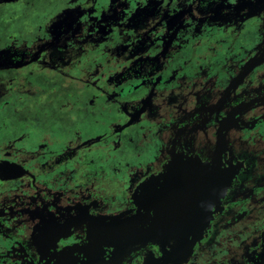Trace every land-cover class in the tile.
Instances as JSON below:
<instances>
[{"label": "flooded vegetation", "instance_id": "1", "mask_svg": "<svg viewBox=\"0 0 264 264\" xmlns=\"http://www.w3.org/2000/svg\"><path fill=\"white\" fill-rule=\"evenodd\" d=\"M164 1L62 8L45 34L87 19L75 42L110 53L81 75L41 67L23 87L0 65V264H264V0ZM176 162L225 176L187 249L161 227L177 219Z\"/></svg>", "mask_w": 264, "mask_h": 264}, {"label": "rangeland", "instance_id": "2", "mask_svg": "<svg viewBox=\"0 0 264 264\" xmlns=\"http://www.w3.org/2000/svg\"><path fill=\"white\" fill-rule=\"evenodd\" d=\"M81 1L82 0H0V65L3 66L2 69L6 68L5 70H9L10 74L14 77H18V79L22 81L21 85L26 87L34 80V77L37 79V72L41 70V67V76H46L45 72L52 74L55 71H62L72 75H75L74 73L76 72V74L81 75L80 72L92 69V61L93 59L95 60V58L92 57L93 54L98 56V60H104L107 62L110 53L108 54V52L104 50L105 48H98L93 52H89L85 43L81 41L80 43L75 42L76 39H87V31L89 29V26H87L88 23L86 22L87 19L83 20V24L78 22L73 27L63 30L58 34H51L50 32H53V30H49L50 34H45V26L50 22L56 21L60 16L58 12L62 8L69 5H76ZM249 1L250 0H248V2ZM165 2L166 1L164 0L162 2H159L158 0L157 3L164 4ZM55 3H60V5L58 4L52 9V6ZM48 8L50 9L48 10ZM254 12L251 16L258 19L264 12V3L260 10H255ZM248 17L250 18V16ZM12 18H14V20H12ZM19 19L22 20V25L18 23ZM123 33H125V28ZM6 38L27 40L25 42L29 44V46L23 47L24 52L21 50L17 51L15 47V50L9 49L11 47L4 48L3 40ZM54 38H61L62 41L67 40L68 52L64 54L67 56H62L60 59L51 58L50 50L56 44L55 41L52 40ZM28 48H32L33 51H35V56L33 55L26 58L24 53ZM112 58L113 57H111V59ZM128 70H132L131 66H128L126 72ZM22 78L25 79L22 80ZM227 103V100L222 102L220 108H216L217 106L214 104H212L211 107H207L206 105L205 111L207 110V112L213 114L218 110L219 113L224 114L225 116L227 113ZM184 109L186 111L183 113H189L194 110L188 106ZM45 112L46 111H41V113ZM134 113L135 115H131L130 117L147 118L146 112L143 110L135 111ZM197 116L194 117L196 118ZM193 119L194 118H186L188 121Z\"/></svg>", "mask_w": 264, "mask_h": 264}, {"label": "water", "instance_id": "3", "mask_svg": "<svg viewBox=\"0 0 264 264\" xmlns=\"http://www.w3.org/2000/svg\"><path fill=\"white\" fill-rule=\"evenodd\" d=\"M171 172L167 191H177L180 195L176 205L177 219L161 224V227L168 232L164 237L169 245L187 249L193 241L188 235L199 237L210 222L213 207L211 183L215 181L218 190L225 176L204 173L185 162H176ZM210 178H213L211 182Z\"/></svg>", "mask_w": 264, "mask_h": 264}]
</instances>
